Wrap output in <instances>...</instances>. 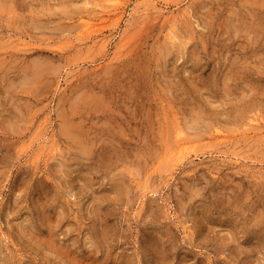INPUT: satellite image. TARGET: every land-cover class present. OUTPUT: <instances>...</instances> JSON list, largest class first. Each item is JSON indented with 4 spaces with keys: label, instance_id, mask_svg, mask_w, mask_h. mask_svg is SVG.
Returning <instances> with one entry per match:
<instances>
[{
    "label": "rangeland",
    "instance_id": "1",
    "mask_svg": "<svg viewBox=\"0 0 264 264\" xmlns=\"http://www.w3.org/2000/svg\"><path fill=\"white\" fill-rule=\"evenodd\" d=\"M0 264H264V0H0Z\"/></svg>",
    "mask_w": 264,
    "mask_h": 264
},
{
    "label": "bare ground",
    "instance_id": "2",
    "mask_svg": "<svg viewBox=\"0 0 264 264\" xmlns=\"http://www.w3.org/2000/svg\"><path fill=\"white\" fill-rule=\"evenodd\" d=\"M180 137H181V135H180ZM185 144V143H184ZM184 144H183V146H184ZM186 148V147H185Z\"/></svg>",
    "mask_w": 264,
    "mask_h": 264
}]
</instances>
